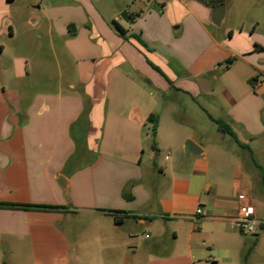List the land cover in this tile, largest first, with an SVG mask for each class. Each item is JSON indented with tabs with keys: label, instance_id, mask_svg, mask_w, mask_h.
Wrapping results in <instances>:
<instances>
[{
	"label": "crops",
	"instance_id": "1",
	"mask_svg": "<svg viewBox=\"0 0 264 264\" xmlns=\"http://www.w3.org/2000/svg\"><path fill=\"white\" fill-rule=\"evenodd\" d=\"M245 1L258 0H224L218 29L211 23L215 7L201 0H50L46 11L36 7L41 13L26 18L46 37L43 47L36 36L27 45L35 60L30 67L15 42L13 22L21 18L11 11L15 0H0V264L6 257L20 260L23 250L34 264L44 258L46 264L209 262L203 249L214 245L203 225L212 223L213 240L224 241L243 186L236 180L228 197L220 183L203 181L206 151L195 133L189 141L202 153L193 157L203 158L192 160L187 178L171 172L170 195L157 198L167 168L155 155L163 146L158 109L171 94L218 88L236 138L235 128L247 141L264 135V80L248 59L264 54V42H250L241 23L239 31L224 25L229 13L241 19ZM227 57L244 65L242 75L230 74L222 63ZM255 78L258 93L248 87ZM152 114L156 150L144 160ZM58 177L66 179V192ZM247 184L253 186L250 179ZM246 199L255 217L264 218L263 197ZM112 212L124 216L121 223ZM156 221L164 229L144 255L135 231ZM246 264H264V234L247 250Z\"/></svg>",
	"mask_w": 264,
	"mask_h": 264
},
{
	"label": "rangeland",
	"instance_id": "2",
	"mask_svg": "<svg viewBox=\"0 0 264 264\" xmlns=\"http://www.w3.org/2000/svg\"><path fill=\"white\" fill-rule=\"evenodd\" d=\"M50 1V0H49ZM46 0H15L12 4L11 11L13 14L21 16L19 19H14L16 41L18 42L19 49L23 50L27 55L30 67L34 65L33 51L28 48L31 39L34 36L39 37L37 44L40 47L45 45V34L43 33V27L39 29L31 28L27 25L26 18L30 15L40 14L41 12L36 9L39 7L41 10L46 11ZM133 4V0H129V5ZM228 7H231L232 3L227 2ZM241 19L237 17H231L230 13L225 21V26H233V28L239 31L240 25L243 24V33L246 38L251 40H259L264 42V0H258L257 2H244L241 3ZM239 20L241 22H239ZM256 26L255 32L251 34L252 27ZM14 42V41H13ZM253 43V42H252ZM251 46V45H250ZM255 46V44H254ZM46 52L43 49L40 55H45ZM250 55V54H248ZM248 59L254 65L255 71L260 73L259 82L264 80V54L259 56H252ZM231 60V61H230ZM224 65L232 68L230 74H241L244 71V65L237 61L236 58L227 57L222 60ZM255 79L248 83L250 92L258 93L255 89ZM260 95V98L264 102V95ZM171 97L161 100L158 114L162 116L160 127V138L162 141L161 152L155 154L156 157L162 162V166H167L166 174L164 178H160L159 186L156 189L157 198L160 195H170L169 183L173 175L171 172L178 173V175L187 178L191 174L192 160L203 157H193V155H187L185 151V143L190 140L193 134L199 135V141L204 144L206 155V175L203 179L204 182L217 184L220 183L225 187L224 195L230 197L232 190L235 187L236 180H240L243 186L242 193L249 197L251 201L257 200L263 197L264 202V135L253 141H247L240 136L239 128H235L239 138L238 143L234 141L228 134L222 132L216 121L220 120L231 126L225 117V113L228 109L226 102V96L220 89L216 88L214 91L205 94L199 93L198 95H190L188 93H177L176 95H170ZM162 113V114H161ZM262 117L264 115L262 114ZM174 125V131H170V127ZM144 140V160L150 152L153 151V139L151 132H145ZM188 137V138H185ZM167 146H172L173 151L167 149ZM238 174L241 176L238 177ZM196 179V178H195ZM194 177L191 180H195ZM248 179L252 181L253 186L247 184ZM200 180V179H199ZM200 180V183L201 184ZM207 197H204L203 203L206 204ZM264 215V214H263ZM264 222V218H260ZM234 220V219H233ZM200 223V222H199ZM74 229H78V223L73 224ZM164 225L160 221L153 223H146L145 225L138 227L135 231L134 243L139 247L140 253L146 254L149 246L153 245L155 240H158L159 233L163 231ZM75 230V231H76ZM262 229L259 230L261 232ZM213 224L207 222L203 225V232L209 235L208 243H212L214 248L212 250L203 249V255L207 259H210L207 264H212V261H216L217 264H246L247 250L252 248L261 235H244L240 233L233 225L228 223L224 226V241L213 240ZM144 234H147L149 239H144ZM73 235V234H71ZM163 243V249H167L168 240H161ZM210 241V242H209ZM263 247V246H262ZM162 248H153L154 253H159ZM229 251V254L228 252ZM120 253V250H119ZM139 254V253H138ZM226 255L231 256L232 261L225 263ZM122 256V255H121ZM121 256L118 261L121 263ZM147 256V255H146ZM22 258L15 260L10 257H6L2 260L1 264H34L35 260L32 259L28 250H23ZM42 264L48 262L47 258L40 261ZM255 263V262H253ZM74 264H77L74 262Z\"/></svg>",
	"mask_w": 264,
	"mask_h": 264
},
{
	"label": "built area",
	"instance_id": "3",
	"mask_svg": "<svg viewBox=\"0 0 264 264\" xmlns=\"http://www.w3.org/2000/svg\"><path fill=\"white\" fill-rule=\"evenodd\" d=\"M237 200L238 209L237 216L233 220L234 227L244 235L257 234L260 228L264 226V222L255 217L254 210L247 203L244 194H238ZM196 214H201L200 209L196 211ZM146 237H148V235H146Z\"/></svg>",
	"mask_w": 264,
	"mask_h": 264
},
{
	"label": "trees",
	"instance_id": "4",
	"mask_svg": "<svg viewBox=\"0 0 264 264\" xmlns=\"http://www.w3.org/2000/svg\"><path fill=\"white\" fill-rule=\"evenodd\" d=\"M202 2H204L206 5L210 6V7H216L220 4H223L224 3V0H201ZM120 31V30H119ZM231 61V60H230ZM157 118L155 115H150L149 118H148V123L151 125V135H152V138H155V132H156V125H157ZM216 124L218 126V128L228 134L234 141H236L238 143V140L236 138V135L235 133L233 132V130L228 126L226 125L224 122L220 121V120H217L216 121ZM156 139V138H155ZM152 148L154 150H156V143H155V140L153 139V145H152ZM21 207V206H20ZM22 207H25V206H22ZM37 209H47V211L49 209H53V208H48V207H37ZM111 216H113L114 218V221L116 223H121V221L123 220L124 216H121L120 214L116 213V212H112L111 213Z\"/></svg>",
	"mask_w": 264,
	"mask_h": 264
},
{
	"label": "water",
	"instance_id": "5",
	"mask_svg": "<svg viewBox=\"0 0 264 264\" xmlns=\"http://www.w3.org/2000/svg\"><path fill=\"white\" fill-rule=\"evenodd\" d=\"M224 16H225V6H224V4H220L217 7H215L214 10L212 11L211 23L216 28L219 29L221 27L223 20H224ZM185 148H186L187 152L189 154H192V155H199L202 153V151L200 150V146L192 143L189 140L186 141ZM58 179H59L58 184L66 192V190H67L66 179H64L62 177H58Z\"/></svg>",
	"mask_w": 264,
	"mask_h": 264
}]
</instances>
